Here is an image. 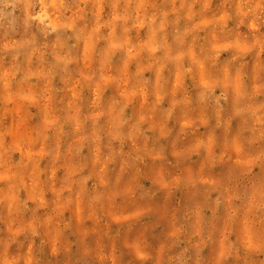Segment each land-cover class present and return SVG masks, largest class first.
I'll return each instance as SVG.
<instances>
[{"label":"rangeland","instance_id":"1","mask_svg":"<svg viewBox=\"0 0 264 264\" xmlns=\"http://www.w3.org/2000/svg\"><path fill=\"white\" fill-rule=\"evenodd\" d=\"M0 264H264V0H0Z\"/></svg>","mask_w":264,"mask_h":264}]
</instances>
